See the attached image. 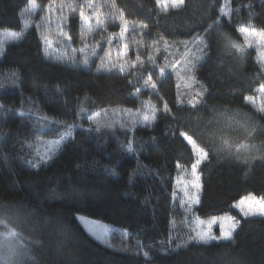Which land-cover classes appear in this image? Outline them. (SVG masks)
I'll return each mask as SVG.
<instances>
[{
    "label": "trees",
    "instance_id": "obj_1",
    "mask_svg": "<svg viewBox=\"0 0 264 264\" xmlns=\"http://www.w3.org/2000/svg\"><path fill=\"white\" fill-rule=\"evenodd\" d=\"M35 2L33 9L32 0H0V204L28 215L18 231L35 264H264V217H242L234 208L246 197H264V160L245 163L235 147L231 153L222 150L224 140L264 148V113L258 111L264 107V42L256 39L264 32V0H230V16L219 15L225 0H184L179 8L156 0H92L105 24L97 26L93 18L91 30L79 16L81 10L92 15L85 0ZM121 14L129 29L126 56L119 40ZM213 19L234 42L243 40L241 27L248 28L255 44L243 55L226 48L219 32L207 29ZM198 33L208 42L207 55L199 59L196 43L187 48L179 43ZM45 34L59 39L67 56H48ZM185 53L192 64L185 63ZM137 54L144 63L134 69L109 64V59L135 63ZM85 56L87 68L79 63ZM101 57L110 71L98 70ZM148 75L157 92L143 84ZM201 85L207 91L194 108L187 101ZM165 101L171 114L162 111ZM152 105L161 111L145 122L137 112L149 113ZM226 111L253 117L252 137L242 123L219 115ZM53 120L74 127L51 160L33 167L28 161H40L36 153L43 142L59 140L67 131ZM190 129L208 153L198 168L202 191L196 217L232 213L241 221L231 240L192 241L176 249L194 235L177 189L195 159L179 136ZM130 142L133 152L126 150ZM79 216L111 225L107 242L97 240ZM58 220L70 234L58 231Z\"/></svg>",
    "mask_w": 264,
    "mask_h": 264
},
{
    "label": "snow or ice",
    "instance_id": "obj_2",
    "mask_svg": "<svg viewBox=\"0 0 264 264\" xmlns=\"http://www.w3.org/2000/svg\"><path fill=\"white\" fill-rule=\"evenodd\" d=\"M165 3L167 5L168 0H156V3ZM171 4L174 7H181L184 4V0H171ZM37 7L35 0H32V8L35 9ZM51 7V6H50ZM67 7L72 11L75 12L76 8L73 6L72 3H69ZM84 7L92 8L93 12L92 15H86L83 10L79 12V16L81 21L89 26V30H91V25L93 22V18H95V24L97 26H102L105 24V20L102 19L99 15V6L94 5L92 0H85ZM61 10H63V7H61ZM232 12L231 5H230V0H225L224 6L220 8L219 10V15L220 16H230ZM49 19L48 16H45V20L47 21ZM66 17L64 18V21L66 22ZM115 19V17H113ZM120 19V32H119V40L121 42V46L124 49L123 55L126 56L129 45L128 43H125V34L128 32V21L123 17L121 14L119 16ZM58 28L61 27L60 23L58 22L57 25ZM141 27L146 28V25H142ZM222 25L220 24V21L218 19H213L212 23L207 25V29L209 33L212 30H216L219 32V35L223 41H225V47L226 48H234L236 49L241 55L245 52V48L238 44L235 43L234 41L231 40V38L228 36V34L224 31H219L221 29ZM253 31H255V28L253 26ZM240 31L245 34V41L247 42V33L249 31L248 28L241 27ZM12 36L16 37L17 39L21 38L22 33H17V32H12ZM261 40H264V32H261L260 34ZM68 40H71V36L67 37ZM159 40H163V37L160 36L158 38ZM45 43H50L47 37H45ZM158 43V40L154 39L152 41V44L155 45ZM180 44H183L185 48L188 47L189 44L196 43L197 44V51L200 53V56L197 57V59L202 58L203 56L207 55V48H208V42L205 36L200 35L199 33L196 36L192 37L191 41L185 40V41H179ZM109 44H111V40H109ZM165 46H168V42L164 41ZM249 47H251V44H248ZM87 47V45H85ZM158 51V49H157ZM4 55V52L2 49H0V57ZM106 56H110V52L105 54ZM149 60H151L153 63L155 61L151 56L148 57ZM72 62L75 64L77 61L75 58H72ZM81 63L84 67H89L90 61L87 56L79 62ZM144 61L140 59V55H136V62L135 63H130L129 61H124L123 63H112L111 60L109 59V64L111 67L118 68L120 71H125V66L127 65L128 68L134 69L137 67V64L143 65ZM185 63L186 64H192V61L187 59V53H185ZM167 66V65H166ZM171 67L173 69L176 68V64H172ZM194 67V64H193ZM99 69H105L110 71L111 68L108 66V64H105L104 58H100V65ZM160 75L163 76L165 72V67H160L159 69ZM194 79V77H193ZM143 84L150 88L153 92L158 91V85L157 82L154 81L151 77V75H148L146 79L143 80ZM261 90L264 91V85L261 86ZM139 91V89H137ZM207 89L201 85V91L197 93L193 98L189 99L187 103L192 104L193 107L195 108L198 104H201L202 101L199 97H202L204 92H206ZM145 105H148L150 102H144ZM181 103H184V101H181ZM4 106L0 104V108H3ZM83 111V109H81ZM158 111H161V109L156 108L155 105H152L150 108L149 113H142L138 110L137 114L141 115L143 118V121L147 122L150 119L155 120L156 119V113ZM162 111L164 113L171 114V109L168 107L167 102L165 101L163 103V108ZM258 111L264 113V107H261L258 109ZM3 113H0L2 115ZM20 115H25L24 112H21ZM222 118H224L227 121H232L235 123H242V126L245 129V132L247 136L252 137L253 133L256 130L255 126V120L253 117H249L247 114H241V113H233L231 115L228 114V112H222L219 114ZM237 117H240V119H237ZM43 119L47 120V117H44ZM50 123H56L60 124L65 127L67 130L65 133L61 134V138L56 141H50L49 144L52 145V147H48L46 151L41 153L39 150H37V155L40 156V161H28L33 167H40V163H47L49 160L52 159V156L50 155L51 152H54L59 146L64 142L66 139L67 135L71 134V130L74 127L73 124L67 123L65 121H59V120H53L50 121ZM97 130L101 125L97 121ZM135 120L132 121V124L135 125ZM115 125L114 124H105L103 127L107 128H113ZM125 125L121 124L120 127H124ZM264 127V126H262ZM129 130H134V129H129ZM89 131H92V129H89ZM191 131V134H190ZM179 136L183 137L184 140L187 142V145L190 146L191 151L193 156L195 157L194 162L191 164V176L192 180L190 181V187L191 189L194 190L193 194L188 195L186 192V196H188V200L191 201L192 203H199V193L202 191V184L200 183V175L198 174V168L201 165V163L207 159L208 153L205 151L204 147H201L197 143V139L199 137L197 136V133L194 130H189V131H179ZM194 136L197 138L194 139ZM223 144L225 145V149L228 153L232 152V148H236V152L238 153L237 158L243 159L245 163H248L249 161L260 158L264 160V148L257 147L254 144H236V145H231L227 140L223 141ZM241 149H244V152H241ZM126 150L128 152H133L135 149L133 148V144L130 142L126 145ZM106 171H109L111 174L115 175V170L114 169H106ZM252 200H256L257 198L255 196L250 197ZM249 199V198H245ZM261 201H264V197L260 198ZM243 204V201L240 202ZM239 207V205H237ZM243 211L244 215H256L257 213L251 209L248 211ZM259 214L264 215V202L259 203ZM81 220H83V217H80ZM215 219V218H214ZM28 220V215L21 214L14 205H3L0 204V227H2L4 230L0 232V261H3L4 264H27V261L34 260V257H32L30 253L29 246L24 243L22 237L21 231H18V228H22V226L27 222ZM239 222L236 221L232 226L229 231H224L223 226L221 227V236H215L212 234H206V233H201L197 231L195 235H192L188 237V239L183 240L180 244L176 245V249H179L180 247H187V245L195 241L198 244H209L210 242L214 240H231L232 239V234L235 231L236 227H238ZM57 229L60 231L62 234L68 235L70 234V230L68 229L67 225L64 224L62 221H57ZM89 231L93 233V235L96 236L97 240H101L104 242L106 241V236L105 234L102 233H96L93 228H89ZM111 247V245H108ZM120 251H128L127 248H120L118 249ZM145 258H148V254L144 253Z\"/></svg>",
    "mask_w": 264,
    "mask_h": 264
},
{
    "label": "rangeland",
    "instance_id": "obj_3",
    "mask_svg": "<svg viewBox=\"0 0 264 264\" xmlns=\"http://www.w3.org/2000/svg\"><path fill=\"white\" fill-rule=\"evenodd\" d=\"M167 5H172L171 0H168ZM45 37H47L46 34L44 35V38ZM242 37H243V40L241 42H235V43L242 45L245 48V50L247 47H249L248 46L249 43L251 44V46H253V44H255L253 36L247 34V37H248L247 42L245 41V34H243ZM256 39H258L257 40L258 43L261 40L260 37H256ZM48 40L50 41V43H46V51L48 52V56H54L56 58H60L62 56H67V53H65V51L62 48H60V46L57 45V43L59 42V39L53 38L51 40L48 38ZM262 41L264 42V40H261V42ZM41 146H42L41 147L42 153L44 151H46L48 147H52V145H50L48 141H44ZM192 179L193 178L191 176V170L185 171L178 178V181H177L178 182V186H177L178 188L177 189H178V193L180 194V196L183 200L184 208L188 211V213L190 214V216L193 219L194 235L197 231H199L201 233L212 234V235L219 237L222 235V232H221L222 226H223L224 231H229L231 229V226L236 221L239 222V224H238V227H239L241 219L232 213H226L224 215H213V216H210L208 218L196 217V211L195 210H196L198 203H192L191 201H189L188 196H186V194H185L187 192L188 195H191L194 192V190L191 189V187H190V181ZM250 197H252V196L246 197L249 199H245V198L242 199L241 201H243V204H241L240 203L241 201H239L234 206V208L236 210H238L240 216H242V217H246V216L244 215L243 211H241V209H243L244 211H248L249 209H251L257 213L256 215L250 214L247 216L264 217V215L259 214V203L263 202V201L258 200V199L252 200ZM237 205H239V207H237ZM80 217H83L84 219L81 220ZM79 219L88 231H89V228L91 227V228H93V230L96 233L105 234L106 239L108 238L110 231L113 229V227L111 225L106 224V223L99 221V220L91 219L89 217L79 216ZM238 227H236L235 231L238 229ZM234 232H233V234H234ZM90 233L93 235L92 232H90ZM233 234H232V236H233ZM93 236H95V235H93ZM220 241H226V240H214L212 242H220ZM35 263H36L35 258H34V260L27 261V264H35ZM0 264H4V262L0 261Z\"/></svg>",
    "mask_w": 264,
    "mask_h": 264
}]
</instances>
